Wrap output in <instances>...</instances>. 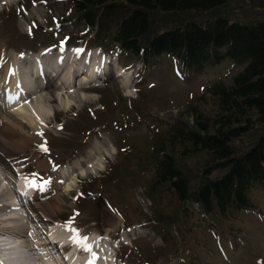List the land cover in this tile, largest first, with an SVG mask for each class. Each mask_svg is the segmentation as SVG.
Returning <instances> with one entry per match:
<instances>
[{
  "label": "rangeland",
  "instance_id": "374dc122",
  "mask_svg": "<svg viewBox=\"0 0 264 264\" xmlns=\"http://www.w3.org/2000/svg\"><path fill=\"white\" fill-rule=\"evenodd\" d=\"M73 1L11 0L3 4L1 0L0 47L26 54L48 45L53 50L63 49L60 44H65L68 49L82 52L97 48L111 56L117 53V46L107 37L93 38L94 33L74 11ZM218 17L240 23L264 21V0H226L205 12H156L150 24L153 31L161 32L188 20L203 25L205 20ZM117 55V65L129 67L132 74L129 88L120 83V78L108 76L99 88L95 82L92 91L71 95L74 99L69 100L72 104L68 110L63 109L66 111L55 102L56 109L52 106L54 112H49V116L54 115L48 116L50 131L40 137V149L32 146L34 138H26L30 131L26 126L22 129L26 130L25 136L16 139L6 134V138H0L2 153L6 149L13 155L11 159L31 157L41 167L40 174L45 175L49 166L69 167L74 160L92 165L97 158L105 157L99 171L89 173L87 165L78 167L87 174L76 178L68 193L59 187L15 212L38 230L42 226L38 219L46 217L56 219L49 221L53 225L69 220L85 234H104L116 252L108 257L119 264H264V186L251 192L254 207L230 219L203 215L189 202L181 204L166 185L152 187L154 151L161 142L188 179L190 190L208 166H213L209 152L187 153L181 145L171 144L169 127L176 121L191 126V105L199 106L203 116L216 114L214 99L206 95L197 100L198 96L216 79L230 85L245 64L229 60L210 63L199 74L184 71L176 60L165 55L150 64L129 54ZM42 127L44 131V123ZM263 132L264 125H255L233 139L237 154L247 150ZM225 170L215 168L210 176L217 177ZM54 175L60 178L58 170ZM41 200L48 204L45 210L36 206ZM107 232L116 235L111 237ZM6 239L13 246L10 255L21 264H30L27 258L36 263L35 254L23 245V238L12 234Z\"/></svg>",
  "mask_w": 264,
  "mask_h": 264
},
{
  "label": "trees",
  "instance_id": "16d2710c",
  "mask_svg": "<svg viewBox=\"0 0 264 264\" xmlns=\"http://www.w3.org/2000/svg\"><path fill=\"white\" fill-rule=\"evenodd\" d=\"M225 2L74 0L73 8L94 33L93 38L105 36L121 52L148 64L164 54L193 73H201L209 60L245 64L230 85L216 79L198 96L197 100L212 97L216 114L203 116L199 106L191 105L192 125L176 121L169 127L171 144L181 145L187 153L207 151L212 157L213 166H208L193 190L173 157L165 152L163 142L154 151L152 187L166 185L181 204L189 202L206 216L230 219L254 207L251 192L264 185V132L241 154L232 142L255 125H264V21L240 23L218 17L202 25L188 20L161 32L153 31L150 24L156 12H205ZM215 168L226 170L212 178Z\"/></svg>",
  "mask_w": 264,
  "mask_h": 264
},
{
  "label": "bare ground",
  "instance_id": "6f19581e",
  "mask_svg": "<svg viewBox=\"0 0 264 264\" xmlns=\"http://www.w3.org/2000/svg\"><path fill=\"white\" fill-rule=\"evenodd\" d=\"M10 1L11 0H2V3H8ZM1 5L2 4H0V8ZM62 48L63 49L56 51L61 54V56L58 57V62L56 63V67L58 68H55L56 70L52 68V73L47 71L46 76H42L44 80L43 83L41 78H33L32 76L31 57L36 56L41 62L48 63L51 61V56H48L51 55L49 51H39L34 54L29 53L18 55L13 53L8 48L2 49V47H0V125L4 123L0 126V138H6V134L16 139L18 138V135H21V137L22 135L25 136L23 133H25L24 131L26 130L22 129L26 126L27 129L30 130L28 131L29 135L27 134L28 137L26 138H34L36 143L32 144V146L35 145L33 147H38L40 149V144L38 143L40 141V137L50 131V127L47 126V122L49 117L54 115V113H51L49 116V112L50 110H53V107L56 109L55 102L58 107H62V110H68L69 106L72 104V101L69 100L74 99L71 95L75 94L76 96V92H78L79 95L86 94L85 92H89L94 89L91 85L95 84L96 80L92 79V82H88V84L82 82L81 80H77V77L82 78V80H87L88 77L84 69L89 72H95L96 67L99 66V62L97 60L99 52L95 51L88 53L85 58L80 59L81 51H79L80 53L76 51L71 52L66 51L64 46H62ZM14 56L16 58H14ZM104 61L109 62L110 60L105 59ZM27 73H30L28 75V79L25 76ZM125 74V72H120L119 75L116 76V79L120 78V83L129 88L130 84L126 80ZM108 76L115 77L111 71H109V73L107 72L105 80H107ZM89 77H92V73ZM79 83H82L85 86H81ZM80 101H83V97H80ZM15 120H17V123ZM43 123L45 129L44 131H42ZM18 131H21L22 133ZM36 139H38V141H36ZM3 150L4 153L0 151V254L4 253L6 249L12 248L6 237L14 234V236L23 238V245L35 254V262L39 264H97L99 263L98 259H102L103 257L106 264L120 263L108 262V259H106L104 255L113 252L112 246L109 245L110 240L109 242H106L96 233L90 235L85 234L82 230H79L78 226H72L69 220L63 221L62 225H53L52 223L53 230H57V232L54 233L53 231H49L45 228V226L43 228H45L46 231L38 230L37 226L35 227L29 224L26 219L24 220L23 216H21L22 214L15 212L17 211V208H22L23 204L33 205L34 202L31 203V200L33 201L40 197L45 198L47 194L56 191L59 187L62 191L68 193L73 189L74 180L79 176L87 174V172H84L85 169H83L84 171H80L78 168L80 167L81 169L83 165L86 166L87 163L82 165L80 162H76V160H74L70 163L71 166L68 164L69 167H65L64 171H62L58 166H54V168H52L53 166H49L47 169L48 173L45 175L40 174L39 168L41 167L37 164L35 165L31 157H26L22 160H20L21 158L11 159L10 156L13 155H9L5 152L6 149ZM19 153H21V151H19L18 154ZM105 154L107 155L106 152ZM104 158L105 157L103 156L102 158H97L96 162L94 161L95 163L87 165L90 169L89 173H92L95 170L99 171L102 167L101 160L103 161L104 166ZM57 170L60 174V178H57V176L54 175ZM12 175H20L18 179L23 177L31 178L32 183L36 185L31 198L19 195L14 188L15 185ZM45 176L47 180L45 179ZM71 181H73V183H70ZM23 183L24 182H22V184ZM47 205L46 200H41V202H37L36 204V206H39V208L43 210L47 208ZM41 220L46 223L56 219L43 217ZM54 222L56 223V221ZM115 223L116 222H113V224ZM43 233H46L45 239L43 237H39L40 234ZM107 234L111 237L116 235V233L112 234L110 232H107ZM127 234H131V232L128 231ZM4 235H6V237ZM83 235L89 236L82 237ZM125 241L127 240L125 239ZM57 243L59 245L58 247ZM6 244L8 245V248L2 247L4 245L6 246ZM69 252V256L66 257V254ZM28 259L30 260V264H34L31 258H27V260ZM14 263L18 264L15 260Z\"/></svg>",
  "mask_w": 264,
  "mask_h": 264
},
{
  "label": "snow or ice",
  "instance_id": "6c2138e0",
  "mask_svg": "<svg viewBox=\"0 0 264 264\" xmlns=\"http://www.w3.org/2000/svg\"><path fill=\"white\" fill-rule=\"evenodd\" d=\"M41 134H42V133H41ZM30 186L35 187L36 185H35V184H31Z\"/></svg>",
  "mask_w": 264,
  "mask_h": 264
}]
</instances>
